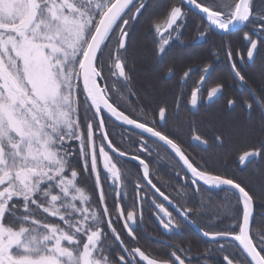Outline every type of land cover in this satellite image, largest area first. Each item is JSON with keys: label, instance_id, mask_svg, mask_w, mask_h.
<instances>
[{"label": "snow or ice", "instance_id": "snow-or-ice-1", "mask_svg": "<svg viewBox=\"0 0 264 264\" xmlns=\"http://www.w3.org/2000/svg\"><path fill=\"white\" fill-rule=\"evenodd\" d=\"M156 2L150 31L157 56L166 55L179 39L193 9L202 17L198 38L213 31L222 35L241 31L248 45L246 58L253 63L258 49L264 48V0ZM151 3L0 0V264H190L179 245L170 244L166 256L148 254L138 246L134 229L137 209L148 195L145 184L135 185L132 204H122L119 199L125 175L118 165L127 158L138 162L146 186L173 204L184 221L195 223L190 216L192 207L175 203L149 178L150 165L139 153L151 157L153 145L166 147L178 158L188 174L183 187L190 184L199 193L203 185L233 193L240 213L233 212L230 202L218 205L216 211L230 216L232 223L225 230L202 229V234L213 241L236 243L247 258L246 264H264V237L257 241L251 230L256 206L251 189L234 177L214 173L207 162L190 157L182 144L164 131L169 119L166 103L161 101L153 108L154 97L137 95L129 56L130 32ZM226 55L235 77L249 86L238 67L245 56L237 53L238 60L233 59L230 47ZM211 69V64L200 69L202 75L190 92L193 108L203 102L200 94ZM172 71L167 69L169 74ZM192 71L183 70L181 79L187 80ZM109 75L119 78L126 96L136 97L133 107L125 110L117 103ZM224 89L223 83H216L206 98H218ZM249 91L252 102L243 101L246 108L253 110L255 104L264 111V76L256 88L249 86ZM236 104L235 99L226 101L229 109ZM108 120L136 132L137 154L114 144ZM223 137L221 132L216 142L222 144ZM192 139L208 146L201 135ZM98 158L103 160V183ZM255 158H264V139L258 147L243 151L238 160L245 165ZM84 178L92 181V193L82 185ZM105 186L114 190L111 207ZM97 193L98 207H94L93 195ZM149 202L163 232L178 234L181 224L173 213L157 202L155 195ZM139 215L142 218V211ZM116 223H121L137 246L126 245L114 227ZM109 235L118 242V251L106 249ZM225 246L219 244L220 251ZM223 259L226 264H244L228 254Z\"/></svg>", "mask_w": 264, "mask_h": 264}, {"label": "trees", "instance_id": "trees-1", "mask_svg": "<svg viewBox=\"0 0 264 264\" xmlns=\"http://www.w3.org/2000/svg\"><path fill=\"white\" fill-rule=\"evenodd\" d=\"M257 3H259V0H257ZM156 12L157 2L156 0H152L151 6L148 7L147 10L143 12L142 16L138 18V21L133 24L130 32L131 47L129 49V56L132 64L134 83L139 89L137 95L141 97H147L149 95L154 97L152 103L153 108L161 101L166 103L169 108V119L164 131L177 139L182 144L184 150L192 157L196 155L202 158L204 162H207V167L214 173L234 177L251 189L256 197L252 232L254 238L259 241L260 237H264V199H261L262 194H264V172L263 174H256L255 170H252L251 175L240 176L238 173L243 171V169H239L237 160L243 151L252 147H258L259 141L264 139V116L257 107H254V112H252L251 115L246 113L241 107L234 110H228L226 107V101L231 98H238L239 92L227 88L225 94L217 98L210 106V108L213 109L212 112L210 111L201 114L203 119L198 134L202 137L206 133L207 140L210 143L209 149L204 150L197 145H193L191 143L192 135L197 133L192 127H182L179 124L175 110L177 98L171 91L176 87L173 82L165 80L164 78L165 72L168 68H176L179 59V50L176 47H173L172 49L170 48L167 54L163 57L155 55L153 51L154 47L157 45L154 43V35L150 31V28L152 17ZM189 13L193 16V12L190 11ZM249 30L250 28L243 29V31ZM143 35L147 36L150 40L149 48L153 59L157 64L156 66L159 69V78L166 88L164 92H158V90L155 91V88L154 92H149L146 89L144 77L141 75V69L143 70L144 67L140 64V54L138 49V42ZM213 40V45L220 55L226 54V48L229 47L233 52V59H238L236 56L237 53L244 56L246 55V43L243 40V32L241 31L226 36L215 34ZM113 43H115V41H113ZM201 58L202 56H199L197 59ZM254 60L255 62L253 65H247L245 68L246 71H242V74L245 75L246 80L248 81V85L252 88H256L261 82L262 76H264V48H260ZM188 61H193V58H189ZM230 80L228 74H225L224 79L217 74L214 84L223 83L228 87ZM108 83L114 86L116 101L123 109L128 110L135 105L136 97L126 96V90L123 88L119 78L109 75ZM244 93L245 99L252 102L250 95L246 91ZM240 100H242V97H240ZM141 103H143V100H141ZM223 116L234 117L232 124L235 127L240 123L243 125L247 124V127L251 129L249 136L243 141H238L237 132H234L233 130L229 131V129L225 127L221 120ZM151 118L152 116L150 114L148 119ZM107 128L109 131V138L113 140L116 146L120 147L121 150L128 151L130 154H137L136 141L139 137L136 135V132L120 126L111 120L107 121ZM221 132L224 133L222 144L217 143L215 140V137ZM182 134H184L183 137ZM149 143H151V141H149ZM152 148L153 155L151 157H148L143 153L139 154L142 158L146 159L150 165V178L153 180V183H155L161 191L165 192V195L173 198L175 203L192 207L194 212L191 213L190 216L201 229L207 231H219L228 228L232 223L231 217L219 214L216 209L218 205L230 202L233 212L239 214L241 209L236 203V197L233 193L226 191L225 189L214 191L203 186H201L200 192L197 193L194 191V187L190 184L186 188L183 187L187 174L178 160L162 145H153ZM106 150L108 149L106 148ZM74 163H76L77 167L79 166L78 162ZM118 166L122 168L125 175L123 187L119 189L121 193L119 199L122 204H132L136 199L134 188L137 183L145 184L148 193L137 209V225L134 229L139 240L138 246H140L142 250H145L146 253L151 255L166 256L169 251H171L169 245L175 244L185 249L186 254L190 258V264H226V261L223 259V256L226 254L230 255V258L237 257L243 260L244 264H246L247 258L243 255L236 243L227 244L223 240L208 241L202 238L192 226L163 202L148 186H146V182L142 179V168H140L138 164L122 159ZM98 167L102 170L101 162H98ZM82 185L89 193L94 191L92 181L89 178H84L82 180ZM105 190L110 194L108 197V203L111 207L114 190L107 188V186H105ZM97 195L98 193L93 195L94 207H98V204L96 203ZM152 195H155L157 202L164 204V206L173 213V217L181 224V229L178 234L166 235L163 232L162 226L159 224L155 215L156 209L149 202ZM140 211H142V218L139 215ZM114 227L120 232L121 238L125 240L126 245L130 247L137 246L135 242L127 236L126 230L122 228L121 223L114 224ZM219 244L226 245L224 251H220ZM105 246L109 251L119 250L118 242H115L111 235H109L108 239L105 241Z\"/></svg>", "mask_w": 264, "mask_h": 264}, {"label": "flooded vegetation", "instance_id": "flooded-vegetation-1", "mask_svg": "<svg viewBox=\"0 0 264 264\" xmlns=\"http://www.w3.org/2000/svg\"><path fill=\"white\" fill-rule=\"evenodd\" d=\"M191 12H193V16L192 14L188 13L185 23L180 29L179 39H175L174 42L170 46L171 49L173 47H176L179 50V59L177 61L176 68L173 69L171 74H169L166 71L164 78L165 80L173 82V84L175 85L176 88L172 89L171 91L176 95L177 101H178V98H181L179 100V107L176 106V109H175L179 124L182 127H187V128L192 127V129L196 131L197 133L193 135H199L198 130L201 128L200 125L202 124L201 121L203 119L201 114L210 112V111L212 112L213 109L210 108V106L217 99V98H213V100H208L206 98L207 91L210 89V87L215 85L214 83H215L217 74L219 75V77L223 79L225 77V74H228L231 79L229 81L228 87H226L225 85L223 94H225V92L227 91V88H229L230 90L239 92L238 98L237 97L231 98V99H235L237 101V104L234 106V108L232 109L228 108V110H234L238 107H241L242 109L246 111V113L251 115L252 112H254V108L253 110H249L246 108L245 104L243 103V101H247L244 95L245 91L251 97L249 86L242 85L237 80V78L235 77L232 71L231 64L229 62V59L227 58V55L226 54L220 55L216 51L213 45L214 35L215 34L221 35V34H218L213 31V32H208L207 35L203 39L198 38L199 37L198 29L202 26V17L194 11H191ZM236 32H233V33H236ZM221 36H226V35H221ZM245 46L246 48L248 47L247 44H245ZM259 50L260 49H258V52ZM226 51H227V48H226ZM199 56H202V58L197 59ZM189 58H193V61H188ZM206 64H211L212 69L210 70L208 77H206L205 86L202 89V92L200 94L204 97V99L202 103H198V105L195 108H193L190 104V92L191 90L194 89L200 76L202 75V71L200 69H202ZM253 64L254 63L252 61L247 60L246 55H245V60L243 63H240L238 61V67L240 68L241 72L246 71L245 68L247 65L251 66ZM188 68H192L193 71L190 73V76L187 80H182L181 79L182 71L187 70ZM219 81H222V80H219ZM240 97H242V100H240ZM251 101H252V97H251ZM254 107H257V109H259V111L264 116V111H262L259 106L254 104ZM183 135L184 134H182V137ZM202 139L207 140L206 133L205 135L202 136ZM191 143L193 145H197L203 148L204 150H208L210 147L209 141H208V146L201 145L199 142H196L193 139H191ZM190 157L192 156L190 155ZM193 157L196 160L200 161L201 163L204 162L202 158L196 155ZM237 164L239 165V169H243V171L238 173L240 176L251 175L252 170H255L256 174H263L264 172L263 158L252 159L251 162L245 165L239 164V160H237ZM184 171L186 172V170Z\"/></svg>", "mask_w": 264, "mask_h": 264}, {"label": "rangeland", "instance_id": "rangeland-1", "mask_svg": "<svg viewBox=\"0 0 264 264\" xmlns=\"http://www.w3.org/2000/svg\"><path fill=\"white\" fill-rule=\"evenodd\" d=\"M139 46V54H140V64L143 66V70L141 69V75L144 77V81L146 83V89L149 92H154L158 90V92H164L165 86L163 85V82H161V79L159 78V69L156 66L155 60L153 59L151 50L149 48L150 40L147 36L141 37V39L138 42ZM234 117L230 116H223L221 118L222 122L224 123L225 127L229 130H233L234 132H237V139L238 141H243L247 136H249L251 129L248 128L247 124H238L237 127L233 126ZM98 162H101L103 165V160L98 158Z\"/></svg>", "mask_w": 264, "mask_h": 264}, {"label": "water", "instance_id": "water-1", "mask_svg": "<svg viewBox=\"0 0 264 264\" xmlns=\"http://www.w3.org/2000/svg\"><path fill=\"white\" fill-rule=\"evenodd\" d=\"M192 11H194V12H196L194 9L192 10ZM197 13V12H196ZM200 15V14H199ZM217 33V32H216ZM218 34H220V33H218ZM222 35V34H221ZM238 80V79H237ZM239 81V80H238ZM240 82V81H239ZM242 85H244L242 82H240ZM118 124V123H117ZM118 125H120V124H118ZM121 126V125H120ZM123 127H125V126H123ZM127 128V127H126ZM129 129V128H128ZM201 144V143H200ZM202 145V144H201ZM166 148V147H165ZM167 149V148H166ZM168 151H170L169 149H167ZM170 153H172L171 151H170ZM173 154V153H172ZM174 155V154H173ZM174 157H175V155H174ZM176 158V157H175ZM177 160H178V158H176ZM125 160H127V161H131V162H134V163H136V164H138V162L137 161H134V160H129V159H127V158H125ZM149 172H150V169H149ZM149 178H150V175H149ZM201 186H203V185H201ZM204 187V186H203ZM150 188V187H149ZM151 189V188H150ZM153 192H154V190L153 189H151ZM210 190H214V191H218V190H223V188H221V189H216V188H213V189H210ZM155 193V192H154ZM156 194V193H155ZM163 202H165L175 213H177L176 212V210H175V207L173 206V204H170L168 201H165L164 199H163V197H160L158 194H156ZM178 214V213H177ZM254 215H255V210H254V213H253V219H254ZM253 219H252V223H253ZM188 223V222H187ZM190 226H192L194 229H195V231L202 237V238H204V239H206V240H208V241H213V240H211V239H209V238H207V237H204L203 236V234H202V229L196 224V223H188ZM251 230H252V224H251Z\"/></svg>", "mask_w": 264, "mask_h": 264}]
</instances>
